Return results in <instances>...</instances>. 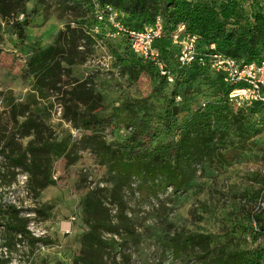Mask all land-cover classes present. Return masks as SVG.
I'll use <instances>...</instances> for the list:
<instances>
[{
	"label": "rangeland",
	"instance_id": "1",
	"mask_svg": "<svg viewBox=\"0 0 264 264\" xmlns=\"http://www.w3.org/2000/svg\"><path fill=\"white\" fill-rule=\"evenodd\" d=\"M192 1L216 7L220 0ZM240 3L242 22L264 10V0ZM89 13L81 0H20L0 10V264L78 257L82 264H229L247 257L264 245L253 230L264 209L263 109L230 119L205 157L184 168L182 189L113 172L118 153L111 149L128 136L130 113L99 127H84L83 119L141 97L163 114L167 97L169 120L178 125L220 91L213 73L188 69L173 97L155 69L88 32ZM36 48L45 51L46 75L27 66ZM151 124L166 140L165 126Z\"/></svg>",
	"mask_w": 264,
	"mask_h": 264
},
{
	"label": "trees",
	"instance_id": "2",
	"mask_svg": "<svg viewBox=\"0 0 264 264\" xmlns=\"http://www.w3.org/2000/svg\"><path fill=\"white\" fill-rule=\"evenodd\" d=\"M90 6L86 25L88 32L116 43L123 51L128 52L135 63L142 67L156 70L159 79L170 85L173 97L181 82L180 75L188 69H196L200 73H213L214 82L218 85L220 97L216 101L201 103L192 117L181 124L170 121L169 98L163 102V114L155 113L154 101L148 97L125 99L114 106L105 116H91L82 120L84 127L111 125L113 120L122 116L127 110L129 134L123 143L115 145L112 153L118 157L110 162L111 170L124 177L147 179L149 184L158 187H170L174 191L182 189L186 184L184 168L196 164L208 153L216 135H222L230 128V119H237L245 113H254L262 108L264 102L256 101L247 107H235L228 100V93L233 88L223 81L222 75L210 68L208 55L220 53L238 61L251 62L264 59V10L251 11L248 19L242 22V0H220L215 7L211 3L192 0H81ZM247 1V0H243ZM20 0H0V10L4 12L11 4ZM242 6V7H241ZM108 8L117 12L116 19L126 30H142L154 23L156 18L162 21V35L153 43L158 52V60L165 74L151 60L136 56L129 48L126 34H115V30L107 20ZM103 18L99 20V12ZM179 25H184L185 32L196 38V57L188 65H181L178 60L179 47L172 43V37ZM113 36H110L112 35ZM23 38L22 28L18 31ZM89 35V34H88ZM91 35H89L90 37ZM213 44L214 49H210ZM28 65L36 71L42 70L46 75L51 69L46 63L45 51L38 48L32 50ZM120 60H122L120 58ZM201 60V61H200ZM172 62V67L169 63ZM168 77L172 81H168ZM160 94L159 89H155ZM264 118V112H263ZM165 126L167 139H158L159 131L151 120ZM238 136H243L246 129L237 125ZM112 155V154H111ZM15 158V159H14ZM18 162L19 157H14ZM264 209L256 216L254 235H264ZM20 230V229H18ZM35 242L44 239L33 238ZM49 242V241H48ZM75 258L72 264H82ZM229 264H264V245L255 248L247 257Z\"/></svg>",
	"mask_w": 264,
	"mask_h": 264
},
{
	"label": "built area",
	"instance_id": "3",
	"mask_svg": "<svg viewBox=\"0 0 264 264\" xmlns=\"http://www.w3.org/2000/svg\"><path fill=\"white\" fill-rule=\"evenodd\" d=\"M107 20L115 30V34H126L129 48L136 56L151 60L158 66L161 74H165L158 60V52L153 48L154 41L162 35V21L156 18L154 23L142 30H126L116 19L117 12L108 8ZM99 20L103 18L99 12ZM110 36H113L110 35ZM172 43L179 47L178 60L181 65L190 64L196 57V38L185 32L184 25H179L173 34ZM210 49H214L213 44ZM210 68L222 75L223 81L233 88L228 93V100L235 107H247L253 102H264V59L243 62L217 52L208 55ZM201 61V60H200ZM168 81H172L168 77Z\"/></svg>",
	"mask_w": 264,
	"mask_h": 264
}]
</instances>
